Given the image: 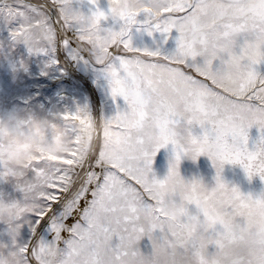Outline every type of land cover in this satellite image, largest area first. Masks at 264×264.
<instances>
[{
    "label": "snow or ice",
    "instance_id": "obj_1",
    "mask_svg": "<svg viewBox=\"0 0 264 264\" xmlns=\"http://www.w3.org/2000/svg\"><path fill=\"white\" fill-rule=\"evenodd\" d=\"M71 3L51 0L53 20L43 5L3 0L0 22H16L10 39L30 53L54 57L62 44L74 59L103 65L113 98L122 97L127 108L96 121L95 140L83 155L38 156L20 170L8 167L0 153V179L14 177L24 193L23 203H12L14 216L0 222L6 233L25 227L30 233L28 240L0 241V264H52L53 251L56 264H264V193L245 195L222 177L225 164H232L264 181V76L255 68L264 62V0H150L143 21L121 23L118 31L103 29L101 21L123 16L121 0H109L107 13L97 9L87 18ZM137 25L149 35L167 37L175 30V51L134 47L130 32ZM169 91L186 92L182 112ZM78 113L61 119L84 120ZM87 119L93 121L88 113ZM253 126L261 135L250 150ZM113 135L125 154L119 165L104 160ZM168 145L173 159L167 176L158 179L153 159ZM201 155L216 169L213 187L186 182L179 173L182 158ZM176 203L184 207L169 228L164 218ZM213 212L223 216V225L195 233L194 220ZM43 222L50 240L39 235ZM245 222L253 230L237 232ZM144 237L151 242L147 255L139 247Z\"/></svg>",
    "mask_w": 264,
    "mask_h": 264
},
{
    "label": "rangeland",
    "instance_id": "obj_2",
    "mask_svg": "<svg viewBox=\"0 0 264 264\" xmlns=\"http://www.w3.org/2000/svg\"><path fill=\"white\" fill-rule=\"evenodd\" d=\"M13 3V0H8ZM25 3L43 5L53 20L56 19L57 9L50 7L51 0H25ZM3 0H0L2 6ZM17 6V5H13ZM74 10H79L85 16H90L97 9L109 10V0H72ZM143 14L138 20L143 21ZM16 22L4 25L0 22V115L8 110H24L28 118L32 116L48 117L56 122H62L65 113H74L85 110L95 121H103L114 116L118 110L127 108L122 97L113 98L108 78L103 70V65L96 64L93 60L74 59L67 50L62 49V44L55 56L45 53H30L22 43H13L10 39V29ZM121 22L111 16L101 21L103 29L118 31ZM72 36L71 32L66 33ZM178 33L173 32L165 37L161 33L149 35L141 25L134 26L130 37L134 47L159 50L162 55H169L175 51ZM75 46V45H73ZM55 59L57 63H51ZM257 72L264 76V62L255 66ZM194 134H201V129L194 128ZM260 130L253 126L249 129L248 147L254 150L260 138ZM172 156V145L161 148L153 159L152 169L156 178L163 179L167 176ZM179 173L186 182L200 180L206 186L215 185L216 169L211 159L206 155L199 156L196 160L189 157L181 159ZM222 177L230 186H236L245 195L257 197L264 193V181L259 176L248 178L239 165L225 164ZM0 200L6 203L24 201V193L16 187V180L9 176L0 179ZM192 214L196 213L194 205L189 206ZM73 221L68 220L71 224ZM7 225L0 222V241L7 242ZM39 235L50 240L49 224L43 222L39 226ZM30 233L27 227L22 229L20 239L28 240ZM141 252L150 254L151 242L144 237L139 242ZM209 253L215 251L210 245Z\"/></svg>",
    "mask_w": 264,
    "mask_h": 264
},
{
    "label": "clouds",
    "instance_id": "obj_3",
    "mask_svg": "<svg viewBox=\"0 0 264 264\" xmlns=\"http://www.w3.org/2000/svg\"><path fill=\"white\" fill-rule=\"evenodd\" d=\"M95 4V3H92ZM73 9L72 3L68 5ZM110 7V5H109ZM119 7L123 11V16H116L113 19L121 23H129L132 19H137L134 14H143L145 7H151L150 0H121ZM81 13L79 10H75ZM83 14V13H82ZM84 17H89L85 16ZM103 59L104 57L101 56ZM174 107L178 112H182L187 102L186 92L174 94L168 92ZM80 116L85 117L82 121L68 120L56 122L46 116H32L28 118L24 110L12 109L0 115V153L3 160L12 169H25L31 165L38 156L63 157L69 152L76 150L81 155L89 148L90 143L95 140L97 134V122H89L87 112L79 110ZM75 141V144H74ZM125 154L121 151L119 137L113 135L106 141L105 163H116L119 165L124 162ZM190 158V157H189ZM193 160V159H192ZM58 162V160H57ZM55 163V162H54ZM182 203L172 204L167 208L164 224L173 228L180 221ZM15 209L12 203L0 200V221H8L14 216ZM224 218L219 212H213L207 218H197L193 222V231L218 229L223 225ZM251 222L237 224V232H247L253 230ZM8 237L19 239L21 233L15 230L6 233ZM52 264H56L57 255L55 251L51 256Z\"/></svg>",
    "mask_w": 264,
    "mask_h": 264
}]
</instances>
